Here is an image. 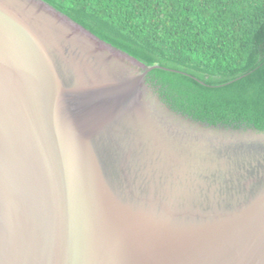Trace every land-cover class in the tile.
I'll use <instances>...</instances> for the list:
<instances>
[{
  "label": "water",
  "instance_id": "water-1",
  "mask_svg": "<svg viewBox=\"0 0 264 264\" xmlns=\"http://www.w3.org/2000/svg\"><path fill=\"white\" fill-rule=\"evenodd\" d=\"M154 69L0 0V264H264V131L173 111Z\"/></svg>",
  "mask_w": 264,
  "mask_h": 264
},
{
  "label": "trees",
  "instance_id": "trees-1",
  "mask_svg": "<svg viewBox=\"0 0 264 264\" xmlns=\"http://www.w3.org/2000/svg\"><path fill=\"white\" fill-rule=\"evenodd\" d=\"M147 67L173 111L264 131V0H42Z\"/></svg>",
  "mask_w": 264,
  "mask_h": 264
}]
</instances>
